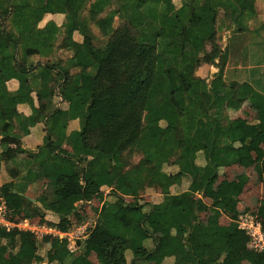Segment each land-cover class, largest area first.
<instances>
[{"label": "trees", "instance_id": "1", "mask_svg": "<svg viewBox=\"0 0 264 264\" xmlns=\"http://www.w3.org/2000/svg\"><path fill=\"white\" fill-rule=\"evenodd\" d=\"M45 3L0 0V142L7 145L0 161L12 178L0 186V203L16 221L67 232L89 221L84 205L122 182L112 192L116 210L102 206L76 251L59 237H45L37 245L32 231L15 230V244L0 245V262L94 264L89 258L94 252L103 264H152V256L163 257L157 264H243L251 253L253 264H264V247L249 246L248 238L220 246L219 256L209 259L200 241L201 235L218 232L223 214L242 217L238 205L248 176L239 175L220 191L215 183L221 169L236 163L251 167L264 159V95L225 76L224 35L240 26L253 0H180L179 5L175 0H53L52 12L64 14L65 21L61 27L54 20L40 27L28 9ZM153 34L156 45L142 39ZM63 49L72 55L59 56ZM211 53L219 59L213 60L218 71L208 80L200 70ZM36 55L42 59L34 62ZM86 55L92 59L91 74ZM14 78L19 87L11 90L8 81ZM153 88L157 96L151 95ZM56 96L62 102L81 100L71 115L80 119V128L68 135L70 150L57 142ZM246 100L257 107L256 118L240 124L215 118L217 107L238 110ZM20 104L30 106V115L19 110ZM71 116L65 110V121ZM39 122L46 125L47 142L27 150L23 138ZM207 128H212L209 138ZM218 149L226 150L222 168L213 164ZM25 152L30 166L37 165L15 182L22 174L16 155ZM137 152L148 163L125 165L122 155ZM49 163L59 172L56 189L33 202L27 181L43 175ZM183 182L201 197L173 193L172 187ZM147 188L161 189L162 201L145 203ZM125 195L138 196L139 202ZM179 215L184 220L174 222ZM260 225L264 234V219ZM137 227L145 237H138ZM160 229L171 233L168 247Z\"/></svg>", "mask_w": 264, "mask_h": 264}, {"label": "crops", "instance_id": "2", "mask_svg": "<svg viewBox=\"0 0 264 264\" xmlns=\"http://www.w3.org/2000/svg\"><path fill=\"white\" fill-rule=\"evenodd\" d=\"M53 0H46V3L43 7L41 8H29L28 13L30 17L38 23L40 27H43L46 25L47 22L50 20H54L58 26H62L64 21H65V15L60 14V13H53ZM47 9L46 14L42 18H39L38 20L34 19L33 14H31V11L37 12L42 9ZM240 26L236 27L235 29L228 30L226 31L224 35V48L226 47L227 49V66H226V77L227 79L231 80H236L239 82H248L255 91L260 92L261 94L264 95V0H253V7L251 11L245 13L244 19L242 20L241 23H239ZM82 36L80 33L76 32L74 34V39L75 40H81ZM13 47V45H12ZM60 52L67 54L66 57H69L72 55V52L70 50H61ZM65 58V57H64ZM218 62V61H217ZM205 66L202 67L200 70L201 72L204 73V70H208L204 68ZM218 69V68H217ZM218 71V70H217ZM216 71V72H217ZM215 73V72H214ZM213 73V75H214ZM203 76V75H202ZM204 77V76H203ZM213 78V76H212ZM211 78V79H212ZM210 78L208 80H211ZM8 86L11 90H15L19 87V81L18 79L14 78L10 81H8ZM55 105L60 108V111H58L54 117L53 120L57 124V134H58V144L66 149H71V146L69 144V138L68 135L70 132L73 130H77L80 128V119L72 117L71 115L77 114L80 107H81V100H73L70 102H62L61 98L59 96L55 97ZM19 110L23 112L25 115H30L31 113V108L28 104H20L18 106ZM218 108V107H217ZM65 110H68L69 114L71 117L65 121L64 117V112ZM223 114H221L223 119H226L228 122L232 124H240L244 120L248 119H253L256 118L258 115V109L257 107L250 101L246 100L242 106L238 109L235 110L233 108H228L226 112L223 111L221 107L218 108ZM216 119H221L217 118ZM46 125L44 122H39L35 126L31 127V131L28 135L24 136L23 138V147L26 148L27 150H36L37 146L39 144H45L47 142V132L45 130ZM13 131V130H12ZM212 133V128H207L205 130V136L209 138ZM262 146H264V142L262 143ZM7 145L4 143L0 142V152L3 150H6ZM222 151H226L225 149H218L216 153H222ZM215 153V154H216ZM137 154L141 155L140 153H135L134 155L136 156ZM133 155V156H134ZM132 156V155H130ZM16 161L17 165L20 170H22V174L20 177H17L15 179V182H21L23 174L26 173V171L30 168L33 167V169L36 167V163H34L32 166L29 164V154L27 152L25 153H18L16 155ZM123 161V160H122ZM1 162V161H0ZM136 162V161H134ZM130 163V162H129ZM128 163V164H129ZM136 163H142V164H147L148 162L144 160L141 156V160L136 162ZM125 165H128L124 163ZM237 167L241 166L243 168H250V167H244L241 164H233L230 166L226 167ZM10 167V166H9ZM225 167V168H226ZM222 168V166H220ZM44 174L39 176V177H30L27 181V196L33 201L36 202L37 199L43 197L46 195V193H54L56 189V181L58 177V170L55 168V166L51 163L46 164L42 168ZM244 174V173H243ZM247 175V173H245ZM223 174H221L222 176ZM236 179V178H235ZM234 179V180H235ZM12 178L9 176L8 171L5 167V165L1 162V169H0V186L4 184L7 181H11ZM234 180H230L234 181ZM122 182V179H119L116 184H114L113 187L103 189L101 193H99L92 201H90L88 204L84 205L83 207L85 210H87V214L90 215V209L92 211L95 209V205H98V210H95L94 216H99L100 210L104 204H107L109 207V210L111 212L115 211L116 208L114 206V196L112 195L114 190L118 191V188L120 187ZM222 181H216L215 183V188L217 190L225 189L227 186L222 185ZM223 188H220L221 186ZM177 185H174L172 189H175ZM218 187V188H217ZM144 197H148L149 199H153V196L156 194L158 196H161L163 198V191L161 189H152V188H147L146 189ZM150 191V192H149ZM173 193H178L182 198L185 197H192V192L189 189H186L184 191L180 192H173ZM44 194V195H43ZM196 195V198L193 199H198L200 196L199 193H194ZM243 194L241 195V197ZM127 201L132 202V203H137L139 202L138 196H131V195H125L124 196ZM152 197V198H151ZM159 200V202L162 201ZM3 202V201H1ZM158 202V201H157ZM241 203V200H240ZM239 203V205H240ZM238 205V210L240 212ZM203 215H206V219L209 217L208 212H204ZM96 217V218H97ZM47 218L51 219L52 221H57L56 218L52 215L47 216ZM184 220L183 215H179L174 217V222H182ZM23 220H28L29 222V227H25V229H29L30 231L33 232L35 237L37 238L36 235H38L37 231L42 230L37 227L41 226L43 229H46L45 227L48 226L49 229L46 230V233H49L53 237H59L60 239H64L68 241V246L70 251H74L71 249V247L76 246V248H79V241H85L86 238L89 237V227H90V219L89 221H86L84 224L80 225H75L71 229H69L67 232H62L58 230L56 227L50 225V224H38L35 222H31L29 219H23ZM21 220V221H23ZM21 221L19 223H21ZM47 224V225H46ZM242 220H233L227 217L226 215H222L220 217V227L217 233L212 234V235H201L200 236V241L203 246L204 252H205V258L209 259V257L212 255V253L208 254V250L205 249L206 245L212 242V246L217 245L216 247H213V252L215 251L214 248H216L218 255L219 256V247L224 246L227 244H232L236 242H232L234 235H243V228H242ZM85 227L86 231L84 233H81L80 235L78 234V231L81 227ZM3 229V233L0 234V245L7 241L11 246L15 244V239L16 236L14 234L15 230H24V229H19V228H12V229H6L4 227H0ZM140 227H137L136 229V234L138 235L137 230ZM161 231H169V230H163L160 229ZM6 231V232H5ZM171 233L169 231V237ZM139 237V235H138ZM220 238V239H219ZM242 241L244 240V237H240ZM12 239V240H11ZM221 240V242H216L214 243L213 241ZM14 241V242H13ZM41 241V240H40ZM232 243H231V242ZM162 242V241H161ZM165 243V240H164ZM38 245V243L36 242ZM167 244H164L165 247H168ZM76 251V250H75ZM213 256V255H212ZM216 256V254H215ZM94 257L97 258L99 264H103V260L101 257H99L96 253L92 252L89 255L90 260L95 264ZM211 258V257H210ZM163 260V257L161 256H152L150 258V263L152 264H157L161 263ZM253 259L251 258H245L243 261V264L246 262L248 264H253ZM0 264H4V262H0ZM36 264H43V263H36Z\"/></svg>", "mask_w": 264, "mask_h": 264}, {"label": "rangeland", "instance_id": "3", "mask_svg": "<svg viewBox=\"0 0 264 264\" xmlns=\"http://www.w3.org/2000/svg\"><path fill=\"white\" fill-rule=\"evenodd\" d=\"M175 2L179 5L180 4V0H175ZM47 9H42L40 11H31V14H33L34 19L38 20L39 18H42L44 16V14H46ZM119 21V19H118ZM142 39L150 44L156 45L157 44V38L156 35H144L142 36ZM67 54L60 52L59 56H63L66 57ZM58 56V53H57ZM34 62H37L38 60L42 59L40 57V55H36V56H32ZM44 60V59H43ZM217 62L219 59L217 56H215L214 53H211L207 58H206V62L204 64V68L208 69V70H204V73L200 71V74L203 75L206 78H212L213 73L216 72L218 69L216 67V64L213 63ZM84 64L87 67V73H92V69H91V65H92V59L91 56L86 55L84 57ZM151 95L153 96H157V92L156 89L153 88L151 90ZM214 114L217 118H222L221 114H223L220 110H218V108H216L214 110ZM221 112V114H220ZM254 119V118H253ZM248 120H252V119H248ZM264 148V146H263ZM226 151H222V153H216V155L214 156L213 159V164L215 166V168H219L220 166L225 164V155ZM131 154H123L122 155V160L124 163L128 164L130 161H140L141 160V155L137 154L136 156ZM168 157H170L168 154L165 155V160L168 159ZM167 170H173L171 168H166ZM245 174L247 173L248 176V182L245 186V189L243 191V196L241 197V203L239 205V209L240 212L242 214V217L240 218V220H242V228H243V235H234L232 242H237L238 240H241V236L242 238H248L249 240V246L254 247V244H258V242L260 241V237L259 233H257V227L259 226L258 224H260V221H262L264 219V159L262 160V162L257 163V164H253L250 168H243L241 166H231V167H224L221 169V173L217 176V181H222L224 183H222V185L227 186L230 182V180H234L235 178H237L239 175L241 174ZM221 174H223L221 176ZM221 186H219L220 188H223ZM175 189H172V192H180V191H184L187 189L188 187V183L187 182H183V184L179 185V186H175ZM218 188V187H217ZM222 190V189H221ZM148 191H145V193ZM150 192V191H149ZM193 198H196V195L194 193H192ZM201 196V195H200ZM144 198V202L147 203H152V202H156L161 200V196L158 195H154L153 199H149L148 197H143ZM152 198V197H151ZM204 201L208 204H211V201L207 198H204ZM97 207H95V209L92 211V209H90L91 214L88 215L87 214V210L83 209L82 206V210L85 211V213L88 215V217L91 219L93 218L94 220L96 219L97 216H94L95 214V210H98V205H95ZM11 214V213H10ZM203 219H206V215L202 214ZM182 221V219H181ZM95 221L91 222V225H94ZM35 224V223H34ZM47 225V224H46ZM261 226V225H260ZM39 229L42 230H38L37 233L38 235L36 238V242L39 244L43 238L45 237H51V235L49 233H46V230L49 229L48 226H46V229H43L41 226L37 227ZM6 232V231H5ZM138 235L143 238L145 237V234L143 233L142 229L139 228L137 230ZM157 233L159 234V237L162 241L163 244H167L168 243V239H169V231H161V230H157ZM220 239V238H219ZM12 240V239H11ZM165 240V243H164ZM14 242V241H13ZM214 243L216 242H221V240L217 241H213ZM231 242V241H230ZM231 242V243H232ZM260 243H264V239L263 241H261ZM219 243H217L218 245ZM212 246V242L209 243L208 245H206L205 249L208 250V254L212 253L213 257L215 254L218 255V252L216 250V248H214V252H213V247ZM261 246L264 247L263 244H261ZM212 255L210 257H212ZM252 254L250 253L246 258H251ZM94 261L95 264H99L98 260L96 257H94ZM245 264H248L247 262Z\"/></svg>", "mask_w": 264, "mask_h": 264}, {"label": "built area", "instance_id": "4", "mask_svg": "<svg viewBox=\"0 0 264 264\" xmlns=\"http://www.w3.org/2000/svg\"><path fill=\"white\" fill-rule=\"evenodd\" d=\"M11 210L8 207V205L3 202L0 203V227H4L6 229H12V228H19V229H24V230H29V229H25V227H29V222L28 220H23L21 221V223H19L20 221H16L14 219L11 218ZM259 226L257 227V233H259L260 237V241L258 242V244H254L255 247L257 248H263V246H261V244L264 245V243H260L261 241H263L264 239V234L261 230V226L260 224H258ZM86 231V228L83 226L79 229L78 234L80 235L81 233H84ZM72 250H76V246L71 247Z\"/></svg>", "mask_w": 264, "mask_h": 264}, {"label": "clouds", "instance_id": "5", "mask_svg": "<svg viewBox=\"0 0 264 264\" xmlns=\"http://www.w3.org/2000/svg\"><path fill=\"white\" fill-rule=\"evenodd\" d=\"M75 251V250H74Z\"/></svg>", "mask_w": 264, "mask_h": 264}]
</instances>
